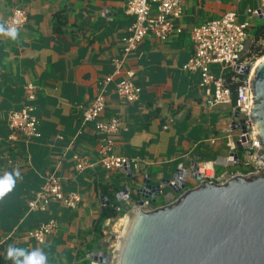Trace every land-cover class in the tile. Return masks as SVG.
<instances>
[{
	"label": "crops",
	"instance_id": "obj_1",
	"mask_svg": "<svg viewBox=\"0 0 264 264\" xmlns=\"http://www.w3.org/2000/svg\"><path fill=\"white\" fill-rule=\"evenodd\" d=\"M260 2L182 0L183 15L176 22L181 33L164 42L147 35L115 75L113 62L123 59L122 40L130 35L134 22L126 13V0H0V26L14 10L28 15L15 39L0 32V177L19 173L12 190L0 198V264H13L6 258L10 245L28 252L40 250L46 264H91V255L106 246L107 229L101 240L94 230L104 209L118 205L126 210L133 205V201H118L124 188L136 192L146 182L160 186L157 207H161L179 197L169 184L180 168L209 163L216 178L243 174L234 167L247 169L240 149L236 151L239 163L230 165L228 160L229 136L237 142L239 133L232 109L209 108L199 88L200 76L183 67L194 53L195 27L235 12L238 23L250 24L252 37L255 20L264 18L249 11L258 9ZM211 70L217 76L221 72L218 66ZM127 72H134L132 82L142 91L133 104L115 92ZM109 76L114 79L107 88L101 119H118L125 128L115 137L112 152L136 161L131 174L102 168L105 136L94 124H82L84 110ZM28 84L37 88L33 106L41 137L16 135L10 140L8 116L22 108ZM75 155L88 159L93 167L78 171ZM47 173H55L65 193L80 194L76 210L53 204L47 213H28V202ZM188 185L190 189L198 183ZM105 194L114 195L117 203L111 204ZM49 219L59 224L50 241L39 245L28 238Z\"/></svg>",
	"mask_w": 264,
	"mask_h": 264
},
{
	"label": "built area",
	"instance_id": "obj_2",
	"mask_svg": "<svg viewBox=\"0 0 264 264\" xmlns=\"http://www.w3.org/2000/svg\"><path fill=\"white\" fill-rule=\"evenodd\" d=\"M153 7H156L155 14H152ZM126 13L134 17V22L129 30L130 35L122 40L124 45L123 59L113 62L116 68L115 75L119 74L125 60L139 48L147 35L151 34L157 40L164 42L173 34L181 33L176 28V22L183 15L182 0H126ZM249 13L253 17L263 18L264 0H261L258 9L250 10ZM237 16V13L229 12L221 19L207 21L203 25L195 27L191 35L194 53L183 67L185 72L200 76L199 88L203 92L206 105L209 108L218 106L230 107L234 122L244 121L245 131L242 130V125L236 128L239 132L237 142L233 140L231 135L229 136L230 150L237 157L230 155L228 160L230 165L239 163L236 151L242 149L245 167L250 172L247 174L235 173L232 174L233 176L255 175L264 168L263 163L258 158L260 142L256 137L251 120V75L259 59L249 56L250 48L254 43L253 38L249 34L250 24L238 23ZM27 21L28 15L25 10H14L3 24L4 27H15L18 31L24 27ZM212 66L220 67L221 72L218 76L212 72ZM246 68H250L248 76L243 73ZM231 74L235 76L231 77L230 80L239 83L235 101L227 77ZM114 76L106 77L102 81L98 95L84 110L82 124H94L95 130L105 136L106 144L101 147V159L99 161L102 168L106 171L128 173L126 171L127 168L131 169L136 161L117 156L112 152L115 137L125 131V128L118 119L114 118L108 121L101 119L106 108L107 88L113 81ZM133 77L134 72H127L125 78L117 84L115 89L117 95L129 104L139 101L142 93L141 89L132 82ZM36 91L37 88L34 85L28 84L25 87V102L22 108L18 111L10 112L8 116V128L12 132L10 140L16 135H22L28 139L41 137L38 129L39 122L34 115L35 108L33 106L36 100ZM73 160L76 163V169L80 172L93 167L88 159L81 158L78 155L73 156ZM211 168L212 166L209 163L193 164L191 169L184 170L180 168L179 171L182 172V177L186 175L184 177V179L186 178V185L189 181H195L199 184L196 179L198 176L203 177L202 181L208 180L215 183H221L226 180V177L216 178L213 174L207 175ZM127 192L130 195L131 191L129 189H127ZM81 201L80 194L65 193L63 191L61 181L55 173H47L41 189L28 202V213H47L53 204H58L66 209L76 210ZM104 203L106 204L105 201ZM144 209H153L150 199L144 200ZM123 220L120 217L119 223ZM113 221L108 220L104 230L110 227ZM58 229V222L54 219H49L30 232L28 238L36 244H45L54 237ZM105 236H107L106 233ZM113 240L114 237L106 239L104 251L110 255L114 252L112 250L114 249ZM91 264L102 263L91 260Z\"/></svg>",
	"mask_w": 264,
	"mask_h": 264
},
{
	"label": "water",
	"instance_id": "obj_3",
	"mask_svg": "<svg viewBox=\"0 0 264 264\" xmlns=\"http://www.w3.org/2000/svg\"><path fill=\"white\" fill-rule=\"evenodd\" d=\"M243 73L248 76L250 68ZM251 92V120L260 142L258 158L264 165V60L252 71ZM233 125H242L245 131L244 121ZM230 155L237 157L234 152ZM126 171L131 174L130 168ZM176 176L169 185L179 197L151 210L144 209V200L155 205L162 196L160 186L146 182L145 188L136 191L140 198L136 202L124 188L118 201L133 205L126 208L127 224L117 249L111 255L104 249L95 252L91 260L102 264H264V168L255 175H227L221 183L198 176V186L190 189L186 175L178 171Z\"/></svg>",
	"mask_w": 264,
	"mask_h": 264
},
{
	"label": "trees",
	"instance_id": "obj_4",
	"mask_svg": "<svg viewBox=\"0 0 264 264\" xmlns=\"http://www.w3.org/2000/svg\"><path fill=\"white\" fill-rule=\"evenodd\" d=\"M253 41L254 43L252 44L251 48H250V54L249 56L250 57H255L256 59H262L264 58V26H256L254 29H253ZM249 57V58H250ZM235 75L231 74V75H228V79H229V85L232 89V92H233V98H234V101L236 100V91H237V88L239 86V83H236V82H232L230 79L231 77H233ZM239 79V78H238ZM241 153H243V150L240 149ZM240 153V154H241ZM250 170L249 169H246L243 174H247L249 173ZM119 191V190H118ZM105 196H107L108 200L110 201L111 204H116L117 203V198L114 196V195H107L105 194ZM130 199L133 201V202H136L138 201L140 198L137 196L135 190H132L131 193H130ZM113 204V205H114ZM158 206V204L156 203L155 205L152 204V207L153 208H156ZM120 209V210H119ZM126 214V212L124 210H122L120 208V206H116V207H112V206H107L104 211L102 212L98 222L96 223L95 225V233L97 235V239L98 240H101L102 237H103V230H104V227H105V223L108 221V220H116L118 218H122L124 215Z\"/></svg>",
	"mask_w": 264,
	"mask_h": 264
},
{
	"label": "clouds",
	"instance_id": "obj_5",
	"mask_svg": "<svg viewBox=\"0 0 264 264\" xmlns=\"http://www.w3.org/2000/svg\"><path fill=\"white\" fill-rule=\"evenodd\" d=\"M0 32L15 39L17 29L15 27L0 26ZM19 173H5L0 177V198H3L6 193L10 192L15 185L16 178ZM11 259L13 264H46V256L38 249L28 252L26 249L9 246L7 248V257Z\"/></svg>",
	"mask_w": 264,
	"mask_h": 264
},
{
	"label": "rangeland",
	"instance_id": "obj_6",
	"mask_svg": "<svg viewBox=\"0 0 264 264\" xmlns=\"http://www.w3.org/2000/svg\"><path fill=\"white\" fill-rule=\"evenodd\" d=\"M255 25L256 26H264V19L255 20ZM234 167H235L236 170L244 172V167L242 165L238 164V165H236ZM188 188H189V185H188ZM159 201H160V203L163 202L161 199ZM124 211L126 212V210H124ZM121 219H124L122 221V223H119L120 221H119V218H118V219H116L115 221H113L110 224V227H108L107 230L105 229L106 230V234H107V236H105V239H108V237H110V238L114 237V240H113L114 249H112V250H114V252L117 249V246L119 244L120 238H121V236H122V234L124 232V229H125V224L126 223H125L124 216ZM114 226H115V229L113 230ZM115 230H117V232H115Z\"/></svg>",
	"mask_w": 264,
	"mask_h": 264
},
{
	"label": "bare ground",
	"instance_id": "obj_7",
	"mask_svg": "<svg viewBox=\"0 0 264 264\" xmlns=\"http://www.w3.org/2000/svg\"><path fill=\"white\" fill-rule=\"evenodd\" d=\"M262 60H264V58L261 59L260 61H258V64H259ZM207 175H209V176L212 175V173L210 172V170L207 172ZM121 223H122V222H121ZM125 223L127 224V220H125ZM126 224H125V225H126Z\"/></svg>",
	"mask_w": 264,
	"mask_h": 264
}]
</instances>
